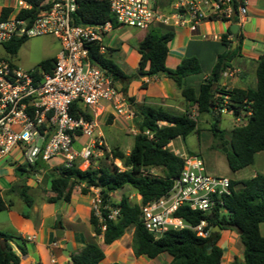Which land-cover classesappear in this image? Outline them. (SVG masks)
<instances>
[{"label":"trees","instance_id":"16d2710c","mask_svg":"<svg viewBox=\"0 0 264 264\" xmlns=\"http://www.w3.org/2000/svg\"><path fill=\"white\" fill-rule=\"evenodd\" d=\"M31 11H20L19 16L33 15L37 9H45L49 6L46 0H23ZM11 9L2 8L0 18L6 19ZM74 24L77 26L105 24L112 22L108 5L99 0L80 2L79 7L73 13ZM240 42V34H233ZM171 33L162 34L156 29L146 31L143 40L139 44L140 54L139 68L136 75L150 78L156 77L159 71L172 80L180 90L184 101L189 106H195L197 113L210 114L213 123L210 131L220 145L228 150L225 159L232 172H239L254 163V157L264 152V57L256 61V88L239 90V88L227 89L219 86L218 81L233 56L239 51V45L218 56L212 69L211 77L205 79L196 96L192 88L183 83L185 77L201 73L199 61L189 56L183 58L174 68L169 69L165 60L168 46L171 42ZM25 39H14L8 44H3L6 52L15 55L19 45ZM98 46L89 47V59L114 81L121 84L130 81L133 76H126L120 67L107 58L104 53L98 52ZM54 60L48 59L40 63L44 71L52 68ZM135 76V75H134ZM117 85V84H116ZM117 87V86H116ZM117 89L124 95L127 101V86ZM77 106H75L76 108ZM225 109L236 117H244L245 124L233 127L230 131L229 141H224L222 131L217 128L221 117V110ZM137 133L133 136L128 154L118 149L105 154L107 162H91L85 170L78 169V162L69 167L58 166L46 169L44 163L35 166L16 165L14 170L22 181L14 191L25 206L31 208L33 198L29 195V186L26 179L34 172L44 170L48 180V196L46 202L54 204L60 201L70 202L72 192L79 187L81 195H87L91 190H97L100 198V217L102 221L91 211L88 217L89 225L95 236H102L103 245L107 246L113 241L123 237L126 230L133 228L131 246L135 256H147L154 259L158 255L166 254L172 258L170 264H220L222 250L217 246L219 234L211 231L214 227L220 230L233 229L237 231L243 248V261L235 264H264V237L259 232V225L264 223V174H255L253 177L235 182L231 185L235 188L231 194L222 198L220 213L218 209L213 213H200L181 207L177 215L183 217L191 225H197L201 220L206 222L207 237H199L190 230H169L162 237L154 239L141 225V206L164 196L172 187L173 180L183 170V159L176 155L169 145L177 138L185 139L187 136L198 133L197 122L188 111L174 113L161 107L138 106L136 112ZM90 119L91 116H86ZM189 155H195L187 152ZM105 160V161H106ZM119 162L122 168H117L113 162ZM95 164H98L95 166ZM150 169H159L160 175H151ZM240 185L239 189L236 186ZM129 187L140 200L131 202L129 196L122 194L120 200L115 203L110 199L114 191H123ZM11 202H6L0 195V212L12 208ZM106 207V208H105ZM107 207L118 209L116 220H108ZM27 219L28 214H22ZM105 226L102 230L101 227ZM14 238L20 240L19 235L0 231V264H18L19 256L12 249L10 243ZM21 255L26 254L24 247L16 245ZM105 259L102 248L95 244L87 243L72 255L71 264H99Z\"/></svg>","mask_w":264,"mask_h":264},{"label":"built area","instance_id":"2783aa9c","mask_svg":"<svg viewBox=\"0 0 264 264\" xmlns=\"http://www.w3.org/2000/svg\"><path fill=\"white\" fill-rule=\"evenodd\" d=\"M83 1L89 0H46L47 8L19 16L20 11H31V6L16 0L17 11L6 19L0 18V44L52 35L61 45L47 71L42 67L26 71L0 58V162L18 154L25 166L60 158L58 166L70 168L78 162V169L85 170L93 158L102 155L106 142L97 134L102 103H109L119 116H133L114 81L89 59V47L98 46V52L104 53L106 33L114 28L149 31L160 26L187 27L195 32L204 21L214 20L239 29L248 6V0H99L108 5L113 23L77 26L73 13ZM235 120L243 121L242 117ZM81 137L88 142L77 148ZM177 155L183 159V170L168 193L141 206L140 223L154 239L169 230L183 229L207 237L204 220L191 225L177 215L178 210L186 207L211 214L218 209L223 213L222 198L230 195L235 186L231 179L209 173L200 156ZM99 206L97 191L93 211L102 221ZM107 209V219L116 220L118 209Z\"/></svg>","mask_w":264,"mask_h":264},{"label":"crops","instance_id":"0c3cea01","mask_svg":"<svg viewBox=\"0 0 264 264\" xmlns=\"http://www.w3.org/2000/svg\"><path fill=\"white\" fill-rule=\"evenodd\" d=\"M2 8L11 9L10 14L15 13L17 11L16 0H0V14ZM231 26L232 24L214 20L204 21L196 28L195 32H191L187 27L160 26L155 28L156 30L162 28L164 30L161 32L162 34L171 33L172 35L165 60L169 69H174L183 58L189 56H193L199 61L201 73L187 76L183 80L184 85L192 88L196 96L199 95L200 87L205 79L211 77L218 56L229 50L228 45L230 50L239 45V51L231 58L229 67L219 78V86L227 89L239 88V90L256 88V61L259 57H264V0H248L246 18L241 27L236 30V33L241 36L240 42L233 37V33L230 31ZM122 30L124 36L116 35V32ZM145 33L146 31L125 30L122 27L114 28L104 35L102 45L105 49V56L117 64L124 75L133 76L127 83H116L118 88L127 86L126 96L132 99L131 102L126 100L133 114L131 118L119 116L109 103H102L97 134L105 142L110 140L112 131L116 130L122 134L121 128L127 124L135 123L134 112H136V107L141 105L161 107L174 113L188 111L191 117L199 118L194 119L196 122L200 121L201 115H204H199L195 106H189L184 101L185 98L180 90L168 77L156 75V77L146 78L142 75H136L140 61V54L137 50ZM223 40L228 45H224ZM208 116L211 118L210 120H213L210 114ZM107 121L110 122V125L105 127L104 123ZM178 139L172 141L168 147L174 146ZM173 152L176 155L178 153L176 149ZM22 162V158L18 154H14L6 162H0V165L5 163L6 166V169H4L5 167L0 169V178H6L5 186H0V195L4 201L11 202L13 205L11 209L4 210L6 216L0 221V231L19 235L20 240L14 238L10 243L12 249L19 256L18 264H71L69 258H72V255L76 254L87 243L102 248L105 259L99 264H170L172 258L166 254H160L154 259L147 256H135L131 246L133 235L126 239L124 234L123 237L111 244L103 245V237L95 236L88 222L89 214L92 211L91 203L93 204L97 196L95 190H91L87 195H81L80 189H74L68 203L69 210L61 211L59 216L57 213L60 210L56 209V203L49 204L46 202L49 187L46 188V197L39 198V202L36 203L32 192L37 186L34 182L31 183L30 177L40 171L34 172L28 179L25 178L26 184L29 186V195L33 198V205L31 215L28 214L27 219L23 218L22 214L26 213L20 205L24 203L14 191L15 187L22 183L21 179L17 177L14 167L21 165ZM50 162L44 163L48 170L60 165V162L57 165H50ZM255 174L257 173L237 178L229 177V179L239 182L253 177ZM87 197H89L88 200H86ZM17 204L18 207H15ZM85 223L88 224L87 228ZM84 228L89 234V242L84 240ZM57 230H63V236L60 239L55 237ZM214 231L219 234L217 246L222 250L220 264H235V260L242 262L243 248L237 231L233 229L218 231L216 228ZM259 232L264 237V223L259 225ZM16 245L24 247L26 254L21 255ZM64 251L68 253V256L65 255Z\"/></svg>","mask_w":264,"mask_h":264},{"label":"rangeland","instance_id":"374dc122","mask_svg":"<svg viewBox=\"0 0 264 264\" xmlns=\"http://www.w3.org/2000/svg\"><path fill=\"white\" fill-rule=\"evenodd\" d=\"M126 30V28H123ZM158 31L161 33L162 28L158 29ZM124 31H118L116 32V35H123ZM124 36V35H123ZM25 39L18 47L15 55H10L6 52L4 45L0 44V58H3L4 60H7L8 62H12L16 64L18 67H21V69H24L26 71L32 70V69H38L39 65L44 60H54L59 52L60 49V42L54 38L52 35H43L33 38H23ZM8 44V43H7ZM193 119H199L198 117H192ZM244 118V117H243ZM243 121L237 122L235 118L229 113H222L221 117L219 119V122L217 124V128L222 131V137L224 141H229L230 139V131L233 127L236 126H242L244 123ZM211 118L208 116V114L201 115L200 121L198 120V133L191 134L187 136L185 139L179 138L174 146L169 147L172 151L177 150L180 154H185L186 151H190L193 154L200 156L209 171L214 176H220V177H241V176H248L249 174L253 173H259L264 174V152L258 153L254 157V163L239 171L238 173L232 172L226 162L225 159V153L227 152L228 145L223 147L220 145V141L216 140L211 131H210V125L213 123V120H210ZM110 122L107 121L104 123V126H109ZM123 130V133L120 134L118 131L114 130L111 132V138L106 141V150L104 149V152L100 157L93 158V163H98V161L103 162L105 164H109L110 162H107L106 159L110 160V158H107L105 156L106 152L109 153L113 151L114 149H118V151L128 154L130 145L132 144L133 136L137 133L136 124H127L124 126V128H121ZM88 142L87 138L81 137L76 142V147L79 148L80 146L85 145V143ZM177 153V154H178ZM106 160V161H105ZM60 158H55L51 160L50 165H57L58 162H60ZM114 165L117 166V168H122L121 164L117 161L113 162ZM98 164H95L97 166ZM1 167H5V163L0 165ZM3 171V170H2ZM45 171L40 170V172L32 175L30 177L31 183L34 182V184L37 186L35 190L32 192V196L34 198V201L37 203L39 202V198L46 197V191L49 187L48 180L45 177ZM1 172V171H0ZM151 175H160L159 169H150L148 171ZM6 182L5 177L0 178V186L4 187ZM239 187H236V189H239ZM80 189L79 187L75 188ZM122 194H126L129 196V200L131 202H135L138 200L137 195L129 188H125L123 191L119 192H112L110 194V199L112 201H115L117 203L120 200V196ZM48 196V193H47ZM89 197L86 198L88 200ZM92 199V198H91ZM90 199V200H91ZM93 204L91 203V209L93 211ZM18 207V204L17 206ZM20 207L24 210V213L31 215V208H28L24 204L21 203ZM56 209L60 210L57 213V216H59L60 212L63 210H69L68 203L65 202H58L56 203ZM6 214L5 211L0 212V221L5 218ZM57 219V218H56ZM85 227H88V224L85 223ZM86 228H84L83 233L85 234L84 240L85 242H89V234L86 232ZM133 235V228L130 227L125 232V238H131ZM96 242V241H95ZM111 259V258H109Z\"/></svg>","mask_w":264,"mask_h":264},{"label":"water","instance_id":"95a60500","mask_svg":"<svg viewBox=\"0 0 264 264\" xmlns=\"http://www.w3.org/2000/svg\"><path fill=\"white\" fill-rule=\"evenodd\" d=\"M236 30H238V28H237V26L236 25H232L231 27H230V31L233 33V34H235L236 33ZM164 74V72L163 71H159L158 72V74H157V76H161V75H163ZM141 76V75H140ZM214 228H216V229H218V231H220V228L219 227H214ZM213 232H215L214 230H213ZM55 237L57 238V239H60L62 236H63V230H57L56 232H55ZM62 244H63V242H62ZM65 252V255L66 256H68V253L66 252V251H64ZM70 260L69 261H71L72 260V258H69Z\"/></svg>","mask_w":264,"mask_h":264}]
</instances>
